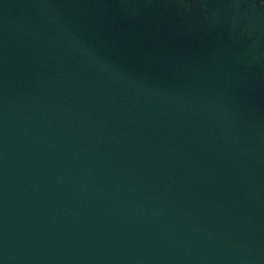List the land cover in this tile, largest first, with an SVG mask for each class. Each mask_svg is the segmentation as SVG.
<instances>
[{
    "label": "water",
    "instance_id": "1",
    "mask_svg": "<svg viewBox=\"0 0 264 264\" xmlns=\"http://www.w3.org/2000/svg\"><path fill=\"white\" fill-rule=\"evenodd\" d=\"M0 264H264V0H0Z\"/></svg>",
    "mask_w": 264,
    "mask_h": 264
}]
</instances>
